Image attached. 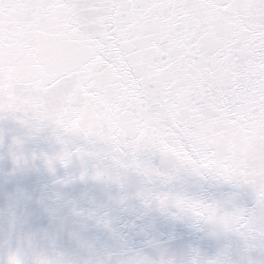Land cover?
Listing matches in <instances>:
<instances>
[{
	"label": "snow or ice",
	"instance_id": "obj_1",
	"mask_svg": "<svg viewBox=\"0 0 264 264\" xmlns=\"http://www.w3.org/2000/svg\"><path fill=\"white\" fill-rule=\"evenodd\" d=\"M0 115L91 146L46 159L49 171L75 157L100 162L97 182L187 173L249 190L259 218L147 188L137 196L242 242L239 262L225 250L190 264L264 254V0H0Z\"/></svg>",
	"mask_w": 264,
	"mask_h": 264
},
{
	"label": "water",
	"instance_id": "obj_2",
	"mask_svg": "<svg viewBox=\"0 0 264 264\" xmlns=\"http://www.w3.org/2000/svg\"><path fill=\"white\" fill-rule=\"evenodd\" d=\"M90 147L79 137L65 136L51 127L32 132L13 117L0 115V243L18 241L25 234L49 233L63 249L77 253L76 234L80 242L92 247L96 264H134L138 257L187 260L195 253L208 259L225 250L232 261L242 260L243 245L237 237L213 234V228L198 225L189 216L178 217L176 210L165 211L155 202L146 205L137 193L147 188L216 203L227 210L255 211L259 218L249 190L187 173L170 184H148L129 173L118 185L90 178L100 163L96 160L82 164L74 157L68 167L57 163L52 171L45 163L62 150L87 151ZM20 154L27 158L26 164L14 162ZM151 163L161 167L159 158H152ZM85 170L87 176L81 180ZM251 258L254 264H264V254L252 253Z\"/></svg>",
	"mask_w": 264,
	"mask_h": 264
},
{
	"label": "clouds",
	"instance_id": "obj_3",
	"mask_svg": "<svg viewBox=\"0 0 264 264\" xmlns=\"http://www.w3.org/2000/svg\"><path fill=\"white\" fill-rule=\"evenodd\" d=\"M77 247L79 251L72 253L60 246L56 236L25 234L18 241L0 243V264H96L89 244L77 241ZM191 258L165 256L164 260L166 264H190Z\"/></svg>",
	"mask_w": 264,
	"mask_h": 264
}]
</instances>
